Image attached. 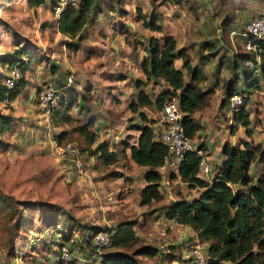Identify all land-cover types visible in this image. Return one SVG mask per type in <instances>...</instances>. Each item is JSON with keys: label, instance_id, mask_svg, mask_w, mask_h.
<instances>
[{"label": "rangeland", "instance_id": "rangeland-1", "mask_svg": "<svg viewBox=\"0 0 264 264\" xmlns=\"http://www.w3.org/2000/svg\"><path fill=\"white\" fill-rule=\"evenodd\" d=\"M5 1L0 0V19L5 23L0 25V54L12 51L16 34L36 45L46 62L25 71L27 84L15 100L9 104L0 100V112L15 118L12 132L5 137L8 145L0 150V264H59L61 244L71 251L72 264H93L84 256L86 248L78 247L81 239L93 227L108 228L124 220L135 222L136 238L118 250L141 264H187L194 244H200L204 252L205 245L188 226L167 220L163 214L168 204L191 198L198 190L170 179L173 171L169 169L165 177L170 188L162 190L160 200L142 205L143 170L129 165L122 152L123 143L135 141L133 125L140 123L130 103L138 91L153 99L163 86L146 80L139 63L146 54L147 39L168 34L175 41V51L184 53L173 61L183 82L189 71L181 67V58L200 72L198 87L204 98L192 116L201 127L191 145L204 147L201 155L211 172L200 176L209 179L224 144L244 141L256 152L264 148V77L257 74L251 87L244 85L243 73L237 78L236 95L241 100L237 110L246 112V128L240 122L234 125L225 93L231 64L238 61V53H246L240 33L252 16L264 17V0H96L77 50L66 46L76 40L55 30L56 15L50 4L32 9L19 0L17 11L12 12L3 5ZM150 14L156 15L159 31L142 24ZM68 76L70 86L63 88ZM136 80L143 85L136 87ZM46 83L58 89V101L71 94L82 103L80 108L72 104L70 122L55 126L49 116H42L35 93ZM137 110L157 121L159 111L153 107ZM90 117L89 131L95 132L97 142L108 143L117 161L93 169L94 157L80 153L83 172L79 174L69 158L53 153L48 138L66 130L70 139L60 143H71L81 151L76 129ZM154 127L158 129L156 123ZM253 162L251 179H261L264 185V163ZM112 172L119 176L112 177ZM24 201L35 205L28 210ZM144 245L155 248L153 257L136 254Z\"/></svg>", "mask_w": 264, "mask_h": 264}, {"label": "trees", "instance_id": "trees-1", "mask_svg": "<svg viewBox=\"0 0 264 264\" xmlns=\"http://www.w3.org/2000/svg\"><path fill=\"white\" fill-rule=\"evenodd\" d=\"M24 1L28 8L34 9L50 4L53 10L58 0ZM18 2L19 0H6V4L3 5L15 12ZM96 3V0H77L76 5H66L56 15L55 30L71 40H76L74 43H66L69 49H78L83 39L81 33L91 19ZM156 18V15L150 14L148 21H143L142 24L150 30L159 31V26L155 23ZM4 24L0 19V25ZM13 36L12 51L0 54V100L7 104L23 93L27 84L25 71L46 62V58L40 55L36 45L25 37H17L16 34ZM258 44L260 49L258 72L255 73L246 67L245 61L250 58L247 52L238 53L236 56L238 61L234 60L231 64L232 76L225 84L227 100L236 95L235 87L240 74L243 73L244 85L247 87L253 86L251 84L254 78H257V74L264 77V39ZM144 49L146 54L139 63L142 74L146 80L161 82L163 86L153 99L145 95L142 90L138 91L135 101L130 103L129 107L132 111H136L140 123L133 125V129L137 131L135 141L123 143L122 152L126 155L127 151L128 158L136 166L144 168L142 177L145 184L141 188L139 197L140 204L147 205L162 198L164 187L161 182L166 177L158 168L163 163L167 149L158 138V129L154 127L157 122L147 119L146 115L137 108L151 106L159 111L164 101L172 97L176 98L183 112L181 127L184 134L192 139L201 127L192 114L202 104L204 92L198 87L202 80L200 72L195 67H189L185 57L181 58V67L189 71L186 83L183 82L181 70L173 66L176 57L184 53L181 50L175 51V41L171 35L164 34L161 38L149 37ZM11 69L18 70L19 78L14 86L9 88L3 81ZM50 72L53 73L54 70L51 69ZM135 85L141 87L143 83L136 80ZM68 86L70 85L63 84V88ZM40 90L37 89L35 93L37 102ZM83 96L80 101L85 98V95ZM73 103L78 104L79 108L83 106L79 99L71 94L58 101L56 108L49 114L55 126L72 120L68 111ZM232 113L234 125L240 122L246 128L248 124L246 112L236 110ZM14 121L15 118L10 113L0 112V150L8 145L5 137L12 132ZM92 123L93 119L90 117L86 123L76 129L79 141L83 145L80 153L94 157L93 169L110 166L117 161L116 153L110 149L106 141L97 142L95 132L89 131ZM54 139L56 143H60L70 138L66 130H61L58 134H54ZM203 148L201 146L187 151L180 159L176 171L170 173V179H177L189 190L198 191L191 198H178L168 204L163 212L165 219L186 225L192 230L195 239L205 245L203 253L206 264H264V185L261 179L253 181L249 174V167L254 160L256 163H264V148L256 152L244 141L238 145L224 144L220 150L221 160L216 164V169L209 179L199 174L201 156L197 151ZM110 175L117 178L119 173L112 172ZM2 199L3 196L0 194V201ZM21 203L28 210L30 206L35 205L26 201ZM134 225L133 220H124L108 228L93 227L92 232L81 239L78 247L81 250L86 248L84 256L93 264H141L132 255L118 250L135 240ZM99 230L108 232L109 249L97 253L93 245V235ZM135 252L146 257H153L156 253L155 248L148 245L139 247ZM189 261L188 257L187 264ZM58 263L61 264L60 261Z\"/></svg>", "mask_w": 264, "mask_h": 264}, {"label": "built area", "instance_id": "built-area-1", "mask_svg": "<svg viewBox=\"0 0 264 264\" xmlns=\"http://www.w3.org/2000/svg\"><path fill=\"white\" fill-rule=\"evenodd\" d=\"M77 0H58L53 12L58 15L60 10L66 5H76ZM244 50L250 54V58L245 61V65L253 72H258L260 62V49L258 42L264 39V17L254 15L246 23L245 29L240 33ZM19 78L17 69H11L8 76L4 78L6 87H13L15 81ZM71 83V76L66 79V84ZM38 105L42 116L48 117L58 103V89L51 83H46L38 94ZM240 98L233 95L228 102V110L236 111L240 104ZM5 102V101H4ZM183 112L179 108L177 99L172 97L164 101L158 112V138L166 146L167 153L163 157V163L158 168L165 173L167 170L176 171L177 165L187 151L195 150L191 145V139L188 138L181 127ZM49 143L54 154L69 158L73 163L75 171L79 174L83 172V163L80 158V151L71 143H56L53 136H50ZM201 156L199 162V174L209 175L211 172L207 162L202 158L201 151H197ZM164 189H169V180L164 178L161 182ZM93 245L97 253L109 248V235L106 230H99L93 235ZM61 264H72V253L66 246L59 248ZM189 264H206V258L202 252L200 244H194L189 251Z\"/></svg>", "mask_w": 264, "mask_h": 264}, {"label": "crops", "instance_id": "crops-1", "mask_svg": "<svg viewBox=\"0 0 264 264\" xmlns=\"http://www.w3.org/2000/svg\"><path fill=\"white\" fill-rule=\"evenodd\" d=\"M8 52V51H7ZM4 53V52H3ZM6 53V52H5ZM2 54V53H1ZM0 68H1V64H0ZM1 70V69H0ZM126 156H127V153H126ZM128 157V156H127ZM129 159V158H128ZM221 160V159H220ZM129 165H131L132 167L133 166H136L130 159H129ZM136 167H138V166H136ZM140 170H144V168L143 167H140ZM171 173V172H170ZM183 184V183H182Z\"/></svg>", "mask_w": 264, "mask_h": 264}]
</instances>
